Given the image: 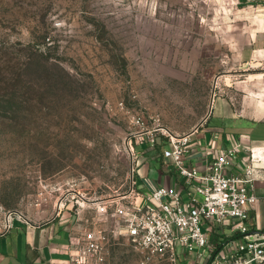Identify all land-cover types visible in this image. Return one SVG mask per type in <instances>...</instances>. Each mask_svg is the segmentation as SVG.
<instances>
[{"label": "rangeland", "instance_id": "rangeland-1", "mask_svg": "<svg viewBox=\"0 0 264 264\" xmlns=\"http://www.w3.org/2000/svg\"><path fill=\"white\" fill-rule=\"evenodd\" d=\"M255 22L237 0H0V227L68 207L103 235L101 253L75 264H142L111 209L73 197L129 189L135 117L185 135L214 98L242 94Z\"/></svg>", "mask_w": 264, "mask_h": 264}, {"label": "built area", "instance_id": "built-area-1", "mask_svg": "<svg viewBox=\"0 0 264 264\" xmlns=\"http://www.w3.org/2000/svg\"><path fill=\"white\" fill-rule=\"evenodd\" d=\"M132 124L136 130L127 139L129 189L96 202L75 196L77 205L82 206L79 201L88 203V208L102 216H109L111 209V218L122 225L131 245L143 255L142 264H181L183 259L195 264H264V232L250 226V211L257 202L255 185L264 181V146L248 149L246 166L239 174L226 171L240 162L241 143L220 152L201 173L187 164L192 133L175 135L156 121L149 126L142 117H135ZM137 146L145 147L143 155L154 153L171 164L181 186L146 190L140 185ZM69 192L66 188L61 195L63 208ZM13 225L10 217L0 227V235L10 232ZM74 245L75 261L96 257L103 249L102 232L82 230Z\"/></svg>", "mask_w": 264, "mask_h": 264}, {"label": "crops", "instance_id": "crops-1", "mask_svg": "<svg viewBox=\"0 0 264 264\" xmlns=\"http://www.w3.org/2000/svg\"><path fill=\"white\" fill-rule=\"evenodd\" d=\"M237 3L252 11L256 20L251 43L240 53L241 72L252 74L236 83L242 94L228 89L214 98L208 116L187 133L193 135L187 164L201 173L220 152L241 143L240 162L226 171L239 174L246 166L248 149L264 146V0H237ZM144 158L137 172H140L138 183L146 190L181 186L173 166L162 157L148 153ZM255 194L257 202L250 211V226L254 231L264 232V181L256 183ZM79 221L78 212L68 207L42 224L14 221L11 231L0 235V264H75L74 243L82 232ZM181 264L195 263L183 259Z\"/></svg>", "mask_w": 264, "mask_h": 264}]
</instances>
